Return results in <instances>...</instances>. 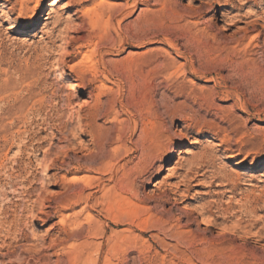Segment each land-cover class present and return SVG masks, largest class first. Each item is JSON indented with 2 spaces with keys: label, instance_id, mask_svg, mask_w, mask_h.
<instances>
[{
  "label": "rangeland",
  "instance_id": "obj_1",
  "mask_svg": "<svg viewBox=\"0 0 264 264\" xmlns=\"http://www.w3.org/2000/svg\"><path fill=\"white\" fill-rule=\"evenodd\" d=\"M0 264H264V0H0Z\"/></svg>",
  "mask_w": 264,
  "mask_h": 264
},
{
  "label": "bare ground",
  "instance_id": "obj_2",
  "mask_svg": "<svg viewBox=\"0 0 264 264\" xmlns=\"http://www.w3.org/2000/svg\"><path fill=\"white\" fill-rule=\"evenodd\" d=\"M7 2H9V3H11V2H13V1H16V2H19V1H22V3H23V1L24 0H6ZM25 4V3H24ZM162 4H164V6H165V3L164 2H162ZM23 5V4H22ZM45 5H46V1H44V3L42 4V7H45ZM42 12H44V10L43 9H40V11H38V15L40 16V14L42 13ZM36 25V23H35V20H32L31 22H29L28 24H26L25 26H23V29H29V28H32V27H34ZM11 29L12 30H17V27L16 26H11ZM241 39V38H240ZM244 40V39H243ZM253 60H254V58H253ZM175 153V150H173V152L170 154V155H173ZM192 224V223H191ZM190 224V225H191ZM189 226V225H188ZM182 233L183 232H181V231H177V232H175V237L177 238V243L174 245V248H176V250L177 251H181L180 250V248H179V243L181 242V240H182ZM187 233V232H186ZM105 236V232H103L102 233V237H104ZM202 242V241H201ZM182 252V251H181ZM184 252V251H183ZM198 252V248L196 247V246H193L192 247V249L190 250V253H197ZM189 253V252H188ZM189 253V254H190ZM208 255H206V257L205 258H214L215 256H214V252L212 253H207ZM176 255V254H175ZM188 256V255H187ZM175 259V258H174Z\"/></svg>",
  "mask_w": 264,
  "mask_h": 264
}]
</instances>
